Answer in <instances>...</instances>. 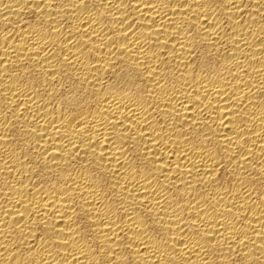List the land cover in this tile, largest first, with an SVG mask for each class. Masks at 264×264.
<instances>
[{
    "label": "bare ground",
    "instance_id": "6f19581e",
    "mask_svg": "<svg viewBox=\"0 0 264 264\" xmlns=\"http://www.w3.org/2000/svg\"><path fill=\"white\" fill-rule=\"evenodd\" d=\"M0 264H264V0H0Z\"/></svg>",
    "mask_w": 264,
    "mask_h": 264
}]
</instances>
